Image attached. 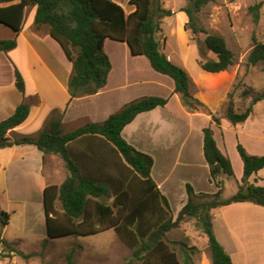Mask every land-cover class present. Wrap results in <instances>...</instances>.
<instances>
[{
  "label": "trees",
  "instance_id": "16d2710c",
  "mask_svg": "<svg viewBox=\"0 0 264 264\" xmlns=\"http://www.w3.org/2000/svg\"><path fill=\"white\" fill-rule=\"evenodd\" d=\"M212 0H187L181 8L188 17L186 27L194 37L205 34L204 46L214 57L198 59L200 67L211 73L227 70L234 63V53L225 37L201 26L198 13ZM135 10L127 13L116 0H0V23L21 32L24 26L26 8L36 7L35 25L50 27L51 35L61 44L73 65L69 80L72 98L92 95L106 86L112 69L111 60L105 51L107 38L126 42L134 55H145L152 67L170 76L175 82V92L180 93L185 106L206 108L212 120L220 124L217 117L191 92L189 71L171 60L164 52L159 38L162 20L172 16L174 11L163 6L162 0H130ZM263 2L251 6L255 20L260 19ZM17 46L16 38L0 39V51H9ZM248 65L264 62V42L255 40L250 51ZM16 85L25 92V79L16 70ZM255 92L246 87L243 95ZM264 99V91L257 92L248 106L237 111L234 92L229 93L226 117L232 124L246 121L256 104ZM168 98L143 96L125 104L102 122H87L69 132L63 129L61 117L51 116L37 136L11 137L9 131L23 124L30 116L31 102H21L15 112L0 122V147L13 145H34L44 154L59 155L67 169L62 184L45 188L44 202L48 232L51 238L66 236L95 235L108 229H115L119 237L132 249V259L141 264H192L184 244L177 248L170 245L166 236L172 229L189 218H196V226L208 237V248L213 264H233L230 254L217 239L213 229L214 208L234 202L250 201L264 206V186L251 183L249 178L264 168V154H250L238 143L237 149L244 163V175L238 190L224 196L225 179H233L235 171L231 159L217 145L212 126L203 128L204 155L210 167L211 181L217 187L214 193H196L188 183V201L174 218L170 203L158 188L152 177L154 158L129 143L123 136L124 127L144 111L165 106ZM85 136H102L116 150L127 168L126 175L105 180L103 175L84 171L79 166L70 143ZM122 179V181L120 180ZM115 196L113 204L104 199ZM96 200L95 213L90 205ZM61 202L63 214H59L57 203ZM94 217L97 222L92 226ZM11 219V214L0 209V243L9 245L1 238L2 229ZM98 225V227H97ZM188 249L195 251L196 246ZM188 254H187V253ZM22 253V252H21ZM67 264H76L73 253L68 254Z\"/></svg>",
  "mask_w": 264,
  "mask_h": 264
},
{
  "label": "crops",
  "instance_id": "0c3cea01",
  "mask_svg": "<svg viewBox=\"0 0 264 264\" xmlns=\"http://www.w3.org/2000/svg\"><path fill=\"white\" fill-rule=\"evenodd\" d=\"M116 1L125 7V3L130 0ZM130 7L129 11L126 10L128 14L135 10V6ZM35 12L34 6L26 8L24 26L19 33L0 23L11 29L10 34L1 30L0 39L17 40L15 48L7 52L0 51V122L11 116L21 102H31L29 118L10 130L9 136L14 133L37 136L53 115L61 117L63 128L69 120L80 121L75 128L90 121L102 122L134 99L161 96L168 98L165 106L139 113L124 127L122 134L137 149L153 156L152 177L167 197L174 218L188 201V183L196 193H214L217 190L211 181L210 167L204 155V127L212 126L218 147L231 159L238 190L244 175L238 143L250 154H264V109H256L264 99L255 105L254 113L246 121L235 125L227 117H222L220 124H217L210 115L189 111L181 94L175 92L174 80L156 71L145 55H134L126 42L111 38L105 41V51L112 63L106 86L95 94L72 98L69 92L72 62L61 44L51 35L48 25L43 34L42 30L34 28ZM183 15L185 17L186 13ZM163 50L171 60L188 70L191 55L177 56L167 48ZM194 60L197 62L196 53ZM17 69L24 76L25 92L16 85ZM198 74L207 76L217 73L199 68ZM191 92L214 109L225 101L229 91L225 90L222 96L219 94L215 97L202 91L193 92L191 85ZM70 149L82 170L105 172L107 176L104 179L108 181L116 179L117 182L120 178L117 167L125 164L104 137H81L70 143ZM56 168L61 169V178L55 173ZM22 174L23 182H20ZM66 176L65 163L57 154H44L34 145L0 147V209L11 214L9 224L2 229L1 238L8 244L15 243L16 249L24 251L20 245L25 241L23 234L13 232L10 237L6 235L10 224L18 216L10 205L15 200L28 205L35 203L38 207L35 213L29 209L25 213V232L39 236L42 244L51 240L46 224L45 202L40 200L38 192L44 196L47 186L62 184ZM249 181L264 186V168L254 173ZM17 187L20 189L17 190ZM212 214L215 235L230 254L233 264H264V206L250 201L234 202L214 208ZM32 224L35 226L31 228ZM102 235L107 240L105 249L90 247L85 240L89 237L92 239V235L83 236L84 240L80 238L77 264H122L132 256V249L123 242L115 229L93 236ZM206 238L205 251L195 255L193 264H213Z\"/></svg>",
  "mask_w": 264,
  "mask_h": 264
},
{
  "label": "rangeland",
  "instance_id": "374dc122",
  "mask_svg": "<svg viewBox=\"0 0 264 264\" xmlns=\"http://www.w3.org/2000/svg\"><path fill=\"white\" fill-rule=\"evenodd\" d=\"M162 2L164 7L174 11L172 16L165 17L162 20V31L159 34L162 48H167L169 52L172 51V53L177 54V56L180 54H186L187 57H189L191 55L187 67L191 76L194 78H191L193 92L200 93L202 91L204 93L215 95L216 97L219 94L223 95L222 92H225V90L227 92L229 91L225 97V101H222L217 108L213 109L203 102L219 118L226 117L230 92H234L236 110H244L250 103L254 94L264 91V62L257 65H248L247 61L248 55L255 44V40L264 42V0H212L198 13L201 26L207 28L213 33L222 34L225 37L229 48L234 53V63L232 66L222 73L219 72L207 76L204 74H198V70L201 68L198 59L201 55L206 59L212 58L214 57V54L206 50L204 46L205 34L201 33L197 37H194L195 39H192L193 35L191 30L186 27L188 17L187 15L184 17L183 13L185 14V12L181 11V8L186 5L187 0H162ZM258 2H263V5L260 9V19L259 21H256L254 14L251 11V6ZM125 8L129 11L131 8L129 2L125 3ZM34 28H37L39 31L42 30L41 33L43 34L45 28H48V26L45 25L44 30L42 26L38 28L35 25ZM1 30L10 34L9 30L11 29L4 25H0V31ZM109 49L114 51L113 47H110ZM194 53L197 54V62L194 60ZM246 87L253 88L255 92L243 95V90ZM194 106V109L186 107L191 112H201L209 115L206 108L199 105ZM256 109L263 110L264 101L258 104ZM210 116L212 117V115ZM71 121L72 120H69L66 126H64L63 129L65 132L71 131L80 123V121ZM17 136L20 135L14 133L11 137ZM121 166L125 167V165L119 164V167H117L119 174L118 177H122L129 173L127 168H122ZM60 168H56L55 173L59 174L57 176L61 178ZM92 173L101 175L102 172ZM102 175L103 177L107 176L105 172H103ZM20 182H23V174L20 176ZM236 186V179H225L223 195L227 197L234 194L236 192ZM16 189L19 190L20 187H17ZM38 195L40 200L43 199V202V194L38 192ZM114 198L115 196L113 195L110 198L104 199V201L113 204ZM96 200L103 199L99 198L92 200L90 205V211L92 214L95 213ZM10 205L12 207L11 210L17 211L18 216L15 221L10 224V229L6 235L10 237L13 232L23 234V239L25 241L21 242L20 245L24 251H21L18 248L16 249L15 243L13 242L9 243V245L3 243L0 251V258L4 264H67L69 260L68 254L70 252L73 253L72 259L77 264L78 251L81 247L80 241L83 239V236L72 235L61 238H52L45 242V244H42L39 236L34 235L32 232H25V213L28 209L31 212H37L38 207L36 204L32 203L28 205L25 202L22 203L13 200ZM57 208L59 214H63V206L60 201L57 203ZM42 210L44 211L43 208ZM92 222L93 223L90 225L95 226V222H97L96 217H94ZM46 224L45 228L47 226ZM34 226L35 225L32 224L31 228ZM203 234L202 230L196 226V218H189L186 221H183L179 227L168 232L166 240L170 245H176L177 248H180L184 244L193 264L195 255L205 251L206 246L204 243L207 242V238L206 235ZM90 238L91 237L85 241L91 245L90 247L92 249L97 247L105 249L107 246V240H105L103 235L101 237H95L92 235V239ZM192 246H196L197 249L195 251L188 249ZM122 264L141 263L137 260H133L131 256Z\"/></svg>",
  "mask_w": 264,
  "mask_h": 264
},
{
  "label": "built area",
  "instance_id": "2783aa9c",
  "mask_svg": "<svg viewBox=\"0 0 264 264\" xmlns=\"http://www.w3.org/2000/svg\"><path fill=\"white\" fill-rule=\"evenodd\" d=\"M2 245H0V251H1ZM0 264H4L3 261L0 258Z\"/></svg>",
  "mask_w": 264,
  "mask_h": 264
}]
</instances>
